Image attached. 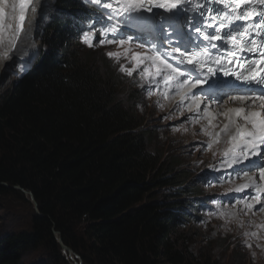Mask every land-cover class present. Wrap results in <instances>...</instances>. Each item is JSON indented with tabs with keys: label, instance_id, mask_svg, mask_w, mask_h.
<instances>
[{
	"label": "trees",
	"instance_id": "obj_1",
	"mask_svg": "<svg viewBox=\"0 0 264 264\" xmlns=\"http://www.w3.org/2000/svg\"><path fill=\"white\" fill-rule=\"evenodd\" d=\"M33 65L0 96V201L32 194L28 230L0 239V264H215L177 233L190 218L191 175L154 145L121 77L76 38L80 0H56ZM138 88L141 81L136 80ZM123 95V96H122ZM194 190V191H193Z\"/></svg>",
	"mask_w": 264,
	"mask_h": 264
},
{
	"label": "snow or ice",
	"instance_id": "obj_2",
	"mask_svg": "<svg viewBox=\"0 0 264 264\" xmlns=\"http://www.w3.org/2000/svg\"><path fill=\"white\" fill-rule=\"evenodd\" d=\"M90 4L101 11L87 30H81L82 42L90 48L116 45L123 51H110L107 56L117 62L121 55L127 58L131 53L132 69L121 64V72L131 76L140 64H145L140 75H151L149 83L163 82L166 88L174 86L180 96V107L185 106V100L191 101L187 105L189 111H193V106L197 112L201 111L202 97L213 102L225 96L242 105L250 102L246 107L228 108L222 113L228 123L221 131L227 133L230 126H235L236 130L229 136V147L223 152L221 163L231 168L248 161L245 169L236 172L246 183L234 190H255L256 196L249 194L240 201L249 210L254 207L249 201L260 203L264 183H257L249 172L258 171L259 180L264 181V0H90ZM18 6L19 19L23 21L28 5L20 0ZM31 10L36 12L35 7ZM104 17L112 23H105ZM186 27H191L195 35L186 32ZM129 28L135 33L127 31ZM141 36L149 47L144 43L134 44V39ZM165 43L169 45L167 49ZM133 47L143 52H134ZM4 57L7 58V52ZM153 68L155 75L151 74ZM219 74L233 80H222ZM156 76H162L163 81L156 80ZM193 89H200V93ZM164 96L168 98L167 93ZM253 106L258 110L251 111ZM202 111L207 115L208 105ZM237 119L245 124L238 125ZM219 135L216 133L217 137ZM259 210L264 211V207Z\"/></svg>",
	"mask_w": 264,
	"mask_h": 264
},
{
	"label": "rangeland",
	"instance_id": "obj_3",
	"mask_svg": "<svg viewBox=\"0 0 264 264\" xmlns=\"http://www.w3.org/2000/svg\"><path fill=\"white\" fill-rule=\"evenodd\" d=\"M53 5L54 3L50 4L49 13ZM43 26L37 32L34 60L40 53V35ZM85 46L87 49L85 51L90 50L88 52L95 55L93 57L95 60L105 65L109 64L110 68L119 74L122 79L119 84L123 87L124 96H127V93L138 96L135 101H130V105H135L138 115L143 119L144 129L154 133V145L165 155L178 157L182 169L188 171L191 179L194 180L191 188L199 189L201 191L199 196L207 200V206L196 210V215L202 217L201 221L190 218L178 226L176 232L181 234L180 238L184 243L188 244L192 251L209 258L215 264H264V211L253 212L244 204L241 205L239 197L230 198L234 194L235 181L238 179L233 169L228 173L231 174L230 176H227L225 170L220 171L219 178L214 176L216 170H211L212 174H206L209 168L216 167L224 159L223 152L229 147V136L235 128L230 126L227 133L221 131L228 123L222 113L226 112L228 107L238 106L232 105L234 102L227 100L218 105L208 106L209 113L206 115L202 111L206 104L201 102V111L197 112L194 106L193 111H189L187 105L191 101L185 102V106L180 107V96L176 94L174 86L166 88L163 82L159 85L149 83L151 75L148 77L140 75L145 64H140L131 76L121 72L119 70L121 64L126 69H132L134 62H130L131 53L127 58L121 55L117 62L107 56L110 51H123L116 45H97L93 48ZM149 46L145 45V47ZM168 47L169 45L165 43L164 48ZM133 51L142 53L143 49L133 47ZM25 68L22 64L16 63L0 77V96L8 90L12 81L21 75ZM155 72V68L151 69L152 75H155ZM157 79L163 81L162 76H156ZM136 80L141 81L142 88L136 86ZM147 87L148 91L143 94L142 89ZM149 90L152 92L151 95ZM164 93L168 94V98H165ZM222 108L225 110L222 111ZM217 114L224 120V124L218 128L216 126L219 122L212 123ZM194 120L196 122H193ZM236 123L243 126L245 121L237 119ZM216 133L220 135L217 137ZM209 144L212 145L211 148L208 147ZM205 180L209 181L210 185ZM15 189L22 192L23 198L8 195L2 197L0 201V239L11 233L28 230L32 213L37 214L27 191L17 187ZM181 200L186 202L190 198L183 196ZM249 202L256 204L255 201ZM189 211L191 214V207ZM58 238L56 233V240L59 243ZM61 253L68 264H82L73 252L69 253L61 248ZM44 257H46L45 250L41 249L24 255L21 264H36Z\"/></svg>",
	"mask_w": 264,
	"mask_h": 264
},
{
	"label": "bare ground",
	"instance_id": "obj_4",
	"mask_svg": "<svg viewBox=\"0 0 264 264\" xmlns=\"http://www.w3.org/2000/svg\"><path fill=\"white\" fill-rule=\"evenodd\" d=\"M19 2L20 0H0V10H2L3 13L0 15V77L4 73H7L16 63H20L25 67L31 65L35 59L33 58L35 56H33V52L36 48L37 32L41 24L46 20L47 14L50 11V4H53V0H29L27 4L28 7L24 11L25 22L20 31ZM32 7L36 8V12L31 10ZM186 29L189 31V27L185 28V30ZM5 52H7V58L4 57ZM204 87H207V85ZM195 90L196 89H193V92ZM249 103V101H246L245 104L242 105L239 101H236L232 105L238 107L231 108L246 107ZM224 110L225 109L222 108V111ZM250 110L257 111L258 109L253 106ZM217 122H219V124ZM212 123H217L216 128H218L224 124V120L217 114ZM247 127L250 129L251 125H247ZM244 183H246V180L241 182V185ZM250 189L251 188L248 189L246 194H240L239 201H241V198L249 196ZM239 201L237 202L239 203ZM242 204L245 205V203H241V205Z\"/></svg>",
	"mask_w": 264,
	"mask_h": 264
},
{
	"label": "water",
	"instance_id": "obj_5",
	"mask_svg": "<svg viewBox=\"0 0 264 264\" xmlns=\"http://www.w3.org/2000/svg\"><path fill=\"white\" fill-rule=\"evenodd\" d=\"M24 2L26 3L27 0H24ZM24 17H25V15H24ZM24 20H25V18H24ZM24 20H23V21L20 20L21 26H23V24H24ZM22 191H23V190H22ZM27 193L29 194L30 199H31V201H32V203H33L35 209L37 210V214H38L37 203L34 201V198H33L32 194L29 193V192H27ZM58 241H59V244H60V246H61V248H62L63 250H65V251H67V252H69V253H72V251H71L69 248H67L66 246H64V245L62 244L60 237L58 238Z\"/></svg>",
	"mask_w": 264,
	"mask_h": 264
}]
</instances>
